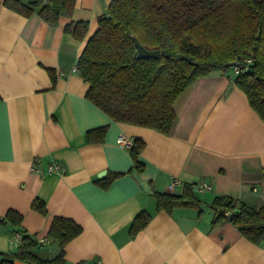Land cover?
Masks as SVG:
<instances>
[{
    "label": "crops",
    "instance_id": "obj_1",
    "mask_svg": "<svg viewBox=\"0 0 264 264\" xmlns=\"http://www.w3.org/2000/svg\"><path fill=\"white\" fill-rule=\"evenodd\" d=\"M3 1L0 216L20 213L21 228L35 240L45 238L53 217L72 219L81 232L64 246L67 264H264V243H251L230 223L212 226L207 207L218 195L249 206L264 204V122L236 87L233 71L198 78L184 90L174 102L168 134L115 122L86 98L88 83L76 70L111 0H74L71 18L62 17L55 26L37 9L26 17ZM70 21L87 22L82 41L64 33ZM100 127H106L103 140L90 143L86 133ZM120 136L144 142L141 171L134 168L129 148L117 143ZM54 162L63 173L47 171ZM200 180L210 186L193 191L202 201V218L186 208L171 214L156 210L154 193L180 194ZM172 181L179 183L170 192ZM35 198L46 214L32 209ZM142 211L150 221L130 236ZM16 234L22 236L0 228V264L5 254L18 250ZM58 249L46 239L36 251L52 257Z\"/></svg>",
    "mask_w": 264,
    "mask_h": 264
},
{
    "label": "trees",
    "instance_id": "obj_2",
    "mask_svg": "<svg viewBox=\"0 0 264 264\" xmlns=\"http://www.w3.org/2000/svg\"><path fill=\"white\" fill-rule=\"evenodd\" d=\"M2 4L29 16L37 14L48 24L71 18L74 0H4ZM108 15V17H106ZM64 33L82 41L87 22L70 21ZM132 36L147 50H159L158 58L136 57ZM249 60L248 63L246 61ZM236 66L227 67L228 63ZM239 67L234 83L246 96L250 108L264 122V0H111L106 14L97 18V29L88 38L76 63V70L88 83L86 98L115 122L154 129L168 134L175 121L173 105L195 80ZM106 127L86 133L90 143L100 142ZM141 139L132 140L129 154L137 171L143 169L138 156ZM109 180L103 184L107 186ZM156 210L171 214L175 209L195 210L202 218V201L192 186L180 194L154 193ZM32 209L46 214L41 200ZM212 226L230 223L253 244L264 243V204L249 206L227 195L215 196L207 205ZM142 211L133 219L130 236L150 221ZM22 215L8 210L0 216V228L11 227L22 234L18 250L5 254L1 264H67L64 246L81 232L70 218L53 217L45 236L58 243V252L43 257L40 243L21 228ZM76 264H96L78 262Z\"/></svg>",
    "mask_w": 264,
    "mask_h": 264
},
{
    "label": "built area",
    "instance_id": "obj_3",
    "mask_svg": "<svg viewBox=\"0 0 264 264\" xmlns=\"http://www.w3.org/2000/svg\"><path fill=\"white\" fill-rule=\"evenodd\" d=\"M248 62H249V60L246 61V63H248ZM239 71H241V70L239 69V67H237V68H234L233 73L234 74H238ZM117 143L119 145H121L122 147L130 148L131 145H132V140L131 139H128V138H125L123 136H120L117 139ZM64 170H65V168L61 164H58V163H55V162L54 163H50L48 165V167H47V171L49 173H63ZM178 183L179 182H177V181L170 182L169 185H168V190L170 192H172V190L174 189V187ZM209 188H210V186H209V184L205 180H200V181H198L196 184H194L192 186V190L193 191H197L199 193H203V192L207 191ZM16 238L18 240H20V242H21V238L22 237H21L20 234H16ZM37 242L38 243H45L46 242V239L45 238H39V239H37ZM96 264H98V263H96Z\"/></svg>",
    "mask_w": 264,
    "mask_h": 264
},
{
    "label": "water",
    "instance_id": "obj_4",
    "mask_svg": "<svg viewBox=\"0 0 264 264\" xmlns=\"http://www.w3.org/2000/svg\"><path fill=\"white\" fill-rule=\"evenodd\" d=\"M106 17H108V15H106ZM132 40H133L134 46L136 48V52H137L136 57L138 59H141V58H158L159 57V50H147L138 42V40L134 36H132ZM236 65H237V62L228 63L227 67H233ZM103 175H104V172H103V174L99 175L98 177H101Z\"/></svg>",
    "mask_w": 264,
    "mask_h": 264
},
{
    "label": "rangeland",
    "instance_id": "obj_5",
    "mask_svg": "<svg viewBox=\"0 0 264 264\" xmlns=\"http://www.w3.org/2000/svg\"><path fill=\"white\" fill-rule=\"evenodd\" d=\"M200 198H201V195L199 196ZM205 210H208V209H206V207L204 208Z\"/></svg>",
    "mask_w": 264,
    "mask_h": 264
}]
</instances>
